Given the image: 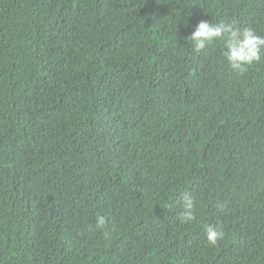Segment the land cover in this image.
Listing matches in <instances>:
<instances>
[{
  "label": "trees",
  "instance_id": "obj_1",
  "mask_svg": "<svg viewBox=\"0 0 264 264\" xmlns=\"http://www.w3.org/2000/svg\"><path fill=\"white\" fill-rule=\"evenodd\" d=\"M190 15L264 35V0H0V264H264V48L237 74Z\"/></svg>",
  "mask_w": 264,
  "mask_h": 264
},
{
  "label": "clouds",
  "instance_id": "obj_2",
  "mask_svg": "<svg viewBox=\"0 0 264 264\" xmlns=\"http://www.w3.org/2000/svg\"><path fill=\"white\" fill-rule=\"evenodd\" d=\"M190 16L183 21L188 35L185 37L191 42L196 52L204 51L214 41H225L222 55L227 66L237 74H244L247 68L261 59L260 52L264 48V35H259L251 27L235 29L227 22H211L209 19H200L192 23ZM222 205H218L221 207ZM178 220L180 224H191L196 219V203L190 192H184L180 203ZM104 225V218H98V227ZM224 236L223 231L214 225H208L205 230V238L211 245H216Z\"/></svg>",
  "mask_w": 264,
  "mask_h": 264
}]
</instances>
